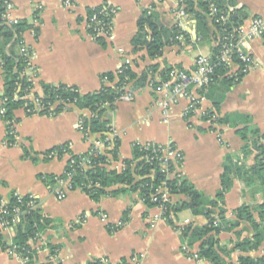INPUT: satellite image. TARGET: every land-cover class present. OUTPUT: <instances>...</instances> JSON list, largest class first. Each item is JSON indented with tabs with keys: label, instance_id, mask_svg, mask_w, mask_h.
Listing matches in <instances>:
<instances>
[{
	"label": "crops",
	"instance_id": "1",
	"mask_svg": "<svg viewBox=\"0 0 264 264\" xmlns=\"http://www.w3.org/2000/svg\"><path fill=\"white\" fill-rule=\"evenodd\" d=\"M9 1L12 5L9 17L33 26L23 33L25 45L33 52L32 92L41 94L43 83L75 86L81 93L98 90L103 84L101 77L109 72L116 73L121 67L122 54L130 57V69L137 76L146 72L142 87L133 89L128 83V91L133 93L131 100L118 99L112 107L107 105L103 112V119L109 121L119 139L118 159L110 161L111 168H123V161L133 156L134 144H171L183 154L182 175L198 191L213 198L220 188L223 161L229 155L242 159L244 144L235 128L203 118L207 112L215 110L213 99L223 96L218 115L247 114L264 134L263 36H255L249 41L247 52L253 65L238 81L230 86L216 82L205 91L194 88L192 95L203 97L194 111H189V101L180 97L163 114L157 103L162 96L158 90L164 78L162 70L171 67L193 70L198 55L211 54L215 43L213 27L209 25L211 38L200 42L195 22L187 15L182 27L189 37L165 46L156 58L149 57L145 48L133 51L131 41L144 9L154 10L164 27L175 26L179 0H70L69 6L64 0ZM225 1L229 7L243 9L245 29H248L251 17L264 16V0H234L235 6L230 5L233 0ZM102 4L117 10L111 36L106 38L93 37L86 22L87 9ZM205 48L207 53L203 54ZM237 70L238 66H232L230 74ZM89 116L87 109L76 106H69L55 115H26L23 109H17L14 111L16 121L12 122V144L7 143L6 125L0 118V198H8L14 192L32 194L38 198L40 212L52 221L51 226L40 234L39 242H28L36 249L34 263H45L49 259L62 264H83L91 259L105 258L109 264H117L137 254L140 256L137 264H210L206 260L185 257L181 251L180 232L160 218L158 207L146 206L136 192L105 195L97 202L79 189L67 191L62 200L51 193L41 177L62 174L69 155L46 152L65 143L73 154L87 152L97 140L96 135L81 132L78 121ZM244 163L247 168L251 166L253 154ZM185 199L184 195H169L171 204ZM263 202L264 190L257 180L247 185L236 177L219 204L225 209L226 219L234 220L236 208L246 205L253 209ZM181 211L183 218H179L182 212H177V222L187 220L198 226L206 223L204 215H192L188 209ZM253 217L257 220L255 211ZM107 225L121 227L109 233ZM5 235L12 236L13 230H7ZM252 235L253 228L245 220H240L231 230L221 231L217 238L229 251L228 256L222 255L223 258L237 264L240 255L264 256V240L257 249L247 253L234 248L238 241ZM47 245L56 247V255L50 256ZM190 251L196 253L197 245ZM0 264L24 263L19 257L0 249Z\"/></svg>",
	"mask_w": 264,
	"mask_h": 264
},
{
	"label": "trees",
	"instance_id": "2",
	"mask_svg": "<svg viewBox=\"0 0 264 264\" xmlns=\"http://www.w3.org/2000/svg\"><path fill=\"white\" fill-rule=\"evenodd\" d=\"M8 0H0V65L2 78V93L0 95V118L5 122L7 131V143L12 144L13 133L12 122L16 121L14 111L23 109L26 115H31L27 109L35 108L34 101L43 105L39 114L55 115L66 110V106H76L87 109L89 117L81 118L83 132L96 135L97 140L104 142L107 146H112L97 151L91 145L89 150L82 154H73L69 151L68 143L56 146L46 154L55 153L62 156L68 153L69 158L64 168V175H71L69 184L71 190L79 189L97 202L102 196L115 195L121 192H136L143 199L146 206H155L157 202L150 201V193H154L158 187L166 188L169 195H184L186 199L179 203L168 204L167 207L175 214L181 210L188 209L192 215H204L206 223L202 226L188 223L179 232L182 238L181 251L185 257H191V249L197 245V258L206 260L210 264H234L223 258L228 256L229 251L220 245L217 235L223 230H231L238 226L240 220L247 221L253 228L251 238H244L238 241L234 248H239L242 252H249L257 249L264 240V202L253 209L242 205L234 210L235 219L227 220L225 209L219 204L223 200V195L228 191L236 177L243 179L247 184H253L255 180L259 182L264 190V134L252 123L251 116L229 113L218 115V107L223 98L222 95L213 99V111L204 115V119H210L217 114L213 122L217 124H227L235 128L237 134L243 140L242 159L229 155L222 164L220 176V188L213 198L208 197L198 191L181 173V175H166V169L158 161V145L150 143L148 147L139 144L132 146L133 156L131 159L123 161V168L117 170L110 167L111 160L118 159V137L111 140L107 136L110 132L109 121L103 119L102 115L106 106H113L124 93L123 86L127 83L131 88L136 89L143 86L146 79V72L137 76L131 69L126 68L121 72L104 74L110 85L102 86L93 92L81 93L75 86L63 84L51 85L42 84L41 94L32 92L33 81L26 73V54L20 51L25 30L33 27L21 20L17 24H11L4 18L5 4ZM216 8L220 12L227 14L226 21L215 23L209 11L207 0H180L184 5V10L191 19L194 20L197 38L200 42L211 38L210 27H213L212 37L217 40L218 35L225 30H231L246 18L243 9L232 7L228 11L229 4L225 0H213ZM235 1L230 5L235 6ZM95 9H87L86 16H89ZM35 32L37 28L34 27ZM91 30V29H90ZM189 34L185 29L177 27H164L158 20L154 10L144 9L137 21V32L132 39L133 51L145 48L151 58H156L162 54L165 46L178 43L181 38H188ZM28 48V47H27ZM30 51V48H28ZM218 47L211 48V56L215 59ZM154 68V66H152ZM162 76L165 78V71ZM243 74L228 75L226 68L217 65L214 68V83L221 82L230 86L238 81ZM209 87V88H210ZM208 88V89H209ZM52 106V107H51ZM240 126V127H239ZM26 154V151L24 152ZM253 154V164L246 167L244 160ZM153 157L152 159H148ZM148 159V160H147ZM87 161L86 167L81 162ZM173 166L168 163L167 169ZM54 175L42 176L46 185L52 186L55 181ZM11 204L15 203L13 193L8 196ZM253 211L257 213V220L253 217ZM168 212H165L167 214ZM173 225L171 220H167ZM52 221L44 216L40 209L27 210L20 220L13 226V235L6 236L0 233V249L15 246L21 255L27 256L25 264H35L34 256L36 249L29 245V240L39 236L46 228L50 227ZM121 226L107 225L109 233L117 231ZM50 256L56 255V247L47 245ZM186 246V247H184ZM187 248L189 250H187ZM41 264H62L60 261L47 260ZM83 264H109L105 258H95ZM237 264H264V256L252 258L248 255H240Z\"/></svg>",
	"mask_w": 264,
	"mask_h": 264
},
{
	"label": "built area",
	"instance_id": "3",
	"mask_svg": "<svg viewBox=\"0 0 264 264\" xmlns=\"http://www.w3.org/2000/svg\"><path fill=\"white\" fill-rule=\"evenodd\" d=\"M159 1V0H156ZM209 2L210 14L218 16L214 18V22L222 23L226 21L227 14L220 12L216 8L213 0H207ZM66 6L71 5L70 0H64ZM12 9V5L8 0L5 4L4 18L11 24H17L19 22L16 18L9 17V12ZM95 10L86 17L87 26L91 29L93 37H110L112 32V21L116 14V8L102 4L94 8ZM232 7L228 8L231 11ZM175 15L177 17V27H182V22L186 19L187 14L184 10V5L180 3L175 10ZM255 36L264 37V16H254L251 17L248 29H245L243 22L232 28L231 30H225L221 36L218 35L217 40H215L214 46L218 47V51L215 55V59L211 55H198L195 58V68L193 70H184L179 67H171L165 71V78L160 81L158 90L162 92L161 98L158 100V105L161 107L163 114H166L169 105L176 102L178 98L183 97L189 101L188 110L194 111L198 105V102L203 99V97H194L192 95V89L198 88L200 90H207L211 84L214 83V68L217 65H222L226 68L227 74H230L232 66H238V70L234 74H244L253 65V59L247 52L249 41ZM20 51L26 54V73L30 79L34 78L35 69L31 64L33 57V52L28 51L27 46L22 42ZM121 53V51H120ZM131 64V59L129 56L122 54L121 67L118 72L123 69L129 68ZM103 84L111 83L105 75L102 77ZM125 93L119 99L131 100L133 93L128 91V83L123 86ZM35 108H29L26 111H30L32 114H39L42 111L43 105L39 104L37 100L34 101ZM52 107V106H51ZM69 107V106H66ZM4 110L1 109L0 113ZM215 115H212L209 121H213ZM78 129L83 132V126L81 125V119L78 121ZM10 133H14L13 129ZM85 135L87 133L83 132ZM111 140L113 137H117L113 127L110 126V132L107 135ZM141 145V144H139ZM150 143H145L141 146L148 147ZM93 148L97 151H102L106 149L111 144L105 146L104 142L101 140H96L92 143ZM158 161L162 165L163 169H166V175L171 177L172 175H181V164L183 160V154L173 145L168 144L165 146L158 145ZM51 155H56L51 153ZM153 157L148 158L149 160ZM147 159V160H148ZM171 163L173 168L171 170L167 169L168 163ZM87 161L81 162L83 167H86ZM63 172L59 175H54L53 180L55 183L52 186L48 185L51 193L58 200H62L66 196V192L71 190L69 179L71 175ZM15 197V203L11 204L8 198H0V233L5 234L9 229L13 230V226L20 220V217L30 209H35L39 206L38 198L32 194H20L17 192L13 193ZM150 201L157 202L155 205L160 210V218L165 220H171L173 227L180 231L185 225L188 224L187 220L182 222H177L176 214L171 211L170 207L167 205L171 204L169 200V194L166 188L158 187L155 189L154 193H150ZM143 201V199L141 198ZM165 212H168L165 214ZM40 235L31 239L32 241H38ZM39 242V241H38ZM186 247V246H184ZM187 250H189L187 248ZM10 255L19 257L21 261L25 264L28 261L27 256H23L16 250L15 246H10L4 249ZM189 258H197L196 253H192ZM140 260V256L137 254H132L127 259L119 261L117 264H137Z\"/></svg>",
	"mask_w": 264,
	"mask_h": 264
},
{
	"label": "rangeland",
	"instance_id": "4",
	"mask_svg": "<svg viewBox=\"0 0 264 264\" xmlns=\"http://www.w3.org/2000/svg\"><path fill=\"white\" fill-rule=\"evenodd\" d=\"M202 52H203V54H206V53H207L206 48H205ZM181 212H182V213H181ZM180 213H181V214H179V218L182 219V218H183V214H184V212H183V211H180Z\"/></svg>",
	"mask_w": 264,
	"mask_h": 264
}]
</instances>
